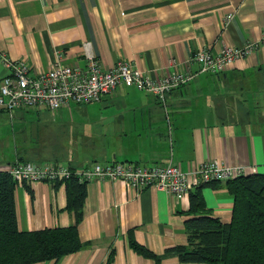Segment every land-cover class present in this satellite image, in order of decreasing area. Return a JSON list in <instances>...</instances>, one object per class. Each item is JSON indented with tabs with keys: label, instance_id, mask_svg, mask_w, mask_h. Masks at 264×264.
I'll return each instance as SVG.
<instances>
[{
	"label": "crops",
	"instance_id": "obj_1",
	"mask_svg": "<svg viewBox=\"0 0 264 264\" xmlns=\"http://www.w3.org/2000/svg\"><path fill=\"white\" fill-rule=\"evenodd\" d=\"M249 42L261 45L223 73L199 72L197 63L190 65L196 73L193 79L164 102L148 91L123 87L115 97L72 103L55 113L43 107L11 117L0 110V148L4 136H10L9 119L20 120L22 135L15 138L13 159L7 153L0 167L28 152V160L74 168L93 162L150 166L173 160L190 171L216 158L244 166L248 175L264 174V0H0V81L11 73L2 55L26 61L39 74L58 60L84 68L88 55L96 54L106 68L127 60L157 78L187 70L190 57L202 48L219 52L226 45ZM31 112L38 116L41 135L51 127L49 115L78 114L83 117L82 136H36L39 145L26 146L29 137L34 138L25 125V115ZM80 138L97 143L93 153L82 148V159L80 147L76 149ZM59 181L63 183L55 187ZM64 181L17 186L21 230L76 223L67 209ZM85 184L79 224L83 247L33 264H209L183 262L176 251L188 242L186 222L193 217L194 186L177 199L164 189L138 190L121 180ZM202 194L215 217L231 221L234 195L224 182L204 187ZM133 243L152 255L137 252Z\"/></svg>",
	"mask_w": 264,
	"mask_h": 264
},
{
	"label": "built area",
	"instance_id": "obj_2",
	"mask_svg": "<svg viewBox=\"0 0 264 264\" xmlns=\"http://www.w3.org/2000/svg\"><path fill=\"white\" fill-rule=\"evenodd\" d=\"M261 42H249L242 47L226 45L219 52L202 48L188 61V67L197 63L199 72L223 73L237 60L251 56ZM1 61L11 71L0 81V109L9 115L48 108L57 110L76 104L101 101L107 95L115 97L123 87L148 91L164 102L176 88L186 85L194 77L191 67L172 71L161 77H151L136 64L120 60L106 68L96 54L88 55L87 66L82 68L56 61L51 68L39 74L31 71L24 61H13L1 56ZM14 179L23 182L65 180L77 175L81 182L121 180L138 190L157 187L173 194L177 199L186 196L190 188L205 182H227L247 175L242 165H231L219 159L207 160L194 170L185 171L173 160L154 165H138L131 162H94L81 168L56 165L51 162L17 161L8 166Z\"/></svg>",
	"mask_w": 264,
	"mask_h": 264
},
{
	"label": "trees",
	"instance_id": "obj_3",
	"mask_svg": "<svg viewBox=\"0 0 264 264\" xmlns=\"http://www.w3.org/2000/svg\"><path fill=\"white\" fill-rule=\"evenodd\" d=\"M26 154L0 167V264H33L59 259L83 247L79 224L84 215L86 182H80L74 174L64 183L68 194L67 209L74 214L76 223L30 231L20 229L16 201V189L20 183L8 171V166L21 160L27 162ZM41 161L39 158L35 162ZM61 183L54 185L57 187ZM218 183L223 182H203L190 192L193 217L186 222L187 244L176 247L180 260L209 264H264V174H247L224 182L234 195L232 219L228 223L212 214L202 194L204 187L218 186ZM133 246L145 256L152 255L141 244L133 243Z\"/></svg>",
	"mask_w": 264,
	"mask_h": 264
},
{
	"label": "rangeland",
	"instance_id": "obj_4",
	"mask_svg": "<svg viewBox=\"0 0 264 264\" xmlns=\"http://www.w3.org/2000/svg\"><path fill=\"white\" fill-rule=\"evenodd\" d=\"M6 115H7V113H6ZM8 115H9V113H8ZM49 117H50L49 126H51L52 128L49 127L50 129L48 128V130H47L48 132L46 134H42L41 135V134L38 133L39 135L37 134V136H48V137L49 136H58V138H60V139H63V138L65 139L64 136H72V135L73 136H82L80 127H82L81 126V121H82L83 117H81V119H80L78 117V114H76V116H75V114H74V116H72L71 114L64 115L62 117L61 116H57V118L55 116L49 115ZM37 120H38V116H36L35 113H33V112L26 113V115H25V125H26V128L28 130L27 131V135L28 136H33V124H35V122ZM55 120L57 121L58 124H61L62 127L60 125V128H57L58 126L55 125V122H54ZM14 125H15V127H14ZM8 126H9V134H10V136H4L5 138L3 140H4L5 145L6 144L7 145L6 146L4 145L2 148H0V159L2 157H7V156H5L7 153H9V156L12 158L13 153H14V149H15V138L17 136H22L20 134V131H19L21 129L20 128L21 127L20 126V120H14V122H12L11 119H9ZM73 129H74V131H73ZM36 139H37L36 137H34V138L29 137L26 146H32L33 147L34 143H38V140L36 141ZM41 141H42V139H41ZM38 145H39V143L37 144V146ZM96 145H97L96 142L87 144L83 140H81V138H80L79 141H77L76 149L78 150L79 147H80L79 156L81 157V159L85 155V152L82 150V148L84 146H86L85 147V151L86 152L93 153L95 151V149H96ZM42 148H44V146ZM77 150H76V153H77ZM42 151H43V149H42ZM11 158H9V159H11ZM57 158H55V159H57ZM60 158L64 159L63 157H60ZM34 160H36V159H34ZM27 162H29V160ZM131 163L135 164L133 162H131ZM82 167H84V166H82Z\"/></svg>",
	"mask_w": 264,
	"mask_h": 264
},
{
	"label": "water",
	"instance_id": "obj_5",
	"mask_svg": "<svg viewBox=\"0 0 264 264\" xmlns=\"http://www.w3.org/2000/svg\"><path fill=\"white\" fill-rule=\"evenodd\" d=\"M33 136L36 137L37 136V124H33Z\"/></svg>",
	"mask_w": 264,
	"mask_h": 264
}]
</instances>
